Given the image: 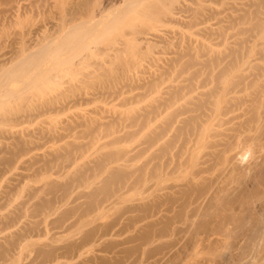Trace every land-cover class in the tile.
I'll use <instances>...</instances> for the list:
<instances>
[{
    "label": "rangeland",
    "instance_id": "obj_1",
    "mask_svg": "<svg viewBox=\"0 0 264 264\" xmlns=\"http://www.w3.org/2000/svg\"><path fill=\"white\" fill-rule=\"evenodd\" d=\"M2 90L0 264H264V0H0Z\"/></svg>",
    "mask_w": 264,
    "mask_h": 264
},
{
    "label": "bare ground",
    "instance_id": "obj_2",
    "mask_svg": "<svg viewBox=\"0 0 264 264\" xmlns=\"http://www.w3.org/2000/svg\"><path fill=\"white\" fill-rule=\"evenodd\" d=\"M123 1H124V0H123ZM127 1H128V0H127ZM120 3H121V1H120ZM120 3H118V4H120ZM123 3H125V2H123ZM113 4H114V3H113ZM125 4H126V5H127V4L130 5V2H128V3L126 2ZM125 4H123V5H125ZM123 5H122V6H123ZM111 6H113V5H109V4H107L106 6H104V8L102 9V12L100 11L101 14H99L98 17H99L100 19L103 18V17H108V18L110 19V17H111V14H110ZM108 13H109L110 16L108 15ZM67 35H68V34H66L65 36H67ZM68 37H69V41H67V42H63V47H64V46L66 47V46H68V45H69V47H70V45H71V43H72L73 41H75V40L77 41V39L73 40L74 37H72V39H71V36H68ZM62 38H64V37H62ZM65 39H67V38H65ZM60 42H62V39H61ZM74 43H77V42H74ZM74 43H73V44H74ZM60 44H61V43H60ZM78 44H79V42H78ZM61 46H62V45H61ZM61 46H60V47H61ZM79 46H80V44H79ZM57 47H58V46H57ZM60 47H59L58 52H61V51H60ZM63 47H61V50H62ZM76 47H77V46H76ZM76 47H75V50H76ZM82 47L84 48L83 45L81 46V48H82ZM43 48H44V47H43ZM71 48H72V47H71ZM71 48H70V49H71ZM64 49H65V48H64ZM68 49H69V48H68ZM54 51H55V50H54ZM54 51H53V53H54ZM63 51H64V50H63ZM42 52L45 53V50L43 51V49H42ZM42 52H41V53H42ZM48 52H52V51H50V49H49ZM66 52H70V51H66ZM61 53H62V55H63V52H61ZM54 54H56V53H54ZM64 54H66V53H64ZM42 56H43V55H42ZM58 56H59V55H58ZM63 56H64V55H63ZM65 56H66V55H65ZM70 56H71V55H70ZM30 57H32V56H30ZM51 57H52V56H51ZM60 57H62V56H60ZM32 58H33V57H32ZM34 58H36V57H34ZM47 58H48V57H47ZM47 58L45 57L43 60H42V58H40V59L38 58L39 61L36 62L37 64H35L34 61H33V63H32L31 66H33V65H34V66L31 67V68H33V69H35V70L33 71V69H32V71H31V73H30V75H29V76H30V78H29L30 80L32 79V81H34V82H39V81L41 82V81H43L44 79H46V78H50V77L53 75V74H52V70H55V69H54V65H55V64L57 65V63L59 62V61H58V58H57V61H58V62L55 61V64H54V61H53V62H50V64H48V60H50V59H47ZM55 58H56V57H55ZM64 58H65V57H64ZM68 58H69V57H68ZM28 59H29V58H28ZM28 59H27L26 61L24 60V62H25V63H26V62L29 63L30 61H28ZM36 59H37V58H36ZM66 59H67V58H66ZM54 60H56V59H54ZM59 60H60V59H59ZM67 60H68V59H67ZM69 60H70V59H69ZM69 60H68V61H69ZM40 61H42V62H40ZM50 61H51V60H50ZM68 61H67V62H68ZM24 62L21 63V64H23L24 67H26V65H25ZM60 62H62V61H60ZM63 63H64V61H63ZM63 63H62V65H63ZM60 64H61V63H60ZM27 65H30V63L27 64ZM52 65H53V66H52ZM56 65H55V66H56ZM43 66H44V67H43ZM56 67H58V66H56ZM60 67H61V66H60ZM29 68H30V66H29ZM31 68H30V69H31ZM22 69H23V72H24V71L27 72V70H28V69H26V68H25L26 70H25L24 68H21V70H22ZM57 69H58V68H57ZM57 69H56V70H57ZM26 72H25V73H26ZM27 73H28V72H27ZM27 76H28V75H27ZM29 76H28V77H29ZM0 93H4L3 90H2Z\"/></svg>",
    "mask_w": 264,
    "mask_h": 264
}]
</instances>
